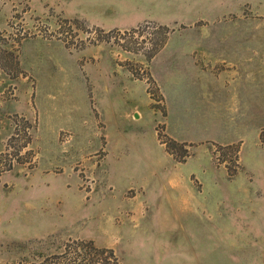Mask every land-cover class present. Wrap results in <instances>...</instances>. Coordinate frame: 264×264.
<instances>
[{"label": "rangeland", "instance_id": "374dc122", "mask_svg": "<svg viewBox=\"0 0 264 264\" xmlns=\"http://www.w3.org/2000/svg\"><path fill=\"white\" fill-rule=\"evenodd\" d=\"M113 258L264 264V0H0V264Z\"/></svg>", "mask_w": 264, "mask_h": 264}, {"label": "crops", "instance_id": "0c3cea01", "mask_svg": "<svg viewBox=\"0 0 264 264\" xmlns=\"http://www.w3.org/2000/svg\"><path fill=\"white\" fill-rule=\"evenodd\" d=\"M133 15L129 13L117 14L115 12V28L116 29H126L134 24Z\"/></svg>", "mask_w": 264, "mask_h": 264}, {"label": "trees", "instance_id": "16d2710c", "mask_svg": "<svg viewBox=\"0 0 264 264\" xmlns=\"http://www.w3.org/2000/svg\"><path fill=\"white\" fill-rule=\"evenodd\" d=\"M101 253H103V254L108 253V254L111 256V258H112V257H115V256H114V253H113L111 250H109V251H104V250H102ZM113 260H114V264H115V258H113ZM118 263H119V261L117 260V264H118Z\"/></svg>", "mask_w": 264, "mask_h": 264}]
</instances>
